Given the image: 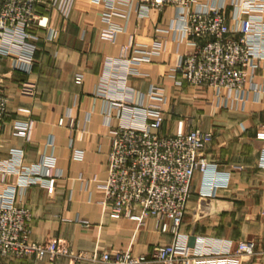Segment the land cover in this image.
Segmentation results:
<instances>
[{"label": "crops", "instance_id": "crops-1", "mask_svg": "<svg viewBox=\"0 0 264 264\" xmlns=\"http://www.w3.org/2000/svg\"><path fill=\"white\" fill-rule=\"evenodd\" d=\"M38 6L57 33L48 39L50 29L38 30L31 71H12V57L0 59L8 98V113L0 120V160L20 162L28 170H40L46 158L55 161L48 183L23 186L20 175L8 173L2 180L0 173V202L30 208L31 238L65 242L87 256L80 264H104L90 257L105 251L146 254L178 240L190 251L202 243L209 248L239 240L264 250V138L259 135L264 132V61L255 77L260 90L249 85L225 106L213 89L178 83L173 75L181 56L192 50L174 30L175 8L147 11L125 0H75L65 19L50 0ZM106 12L120 27L112 41L100 37L108 25ZM144 51L151 52L150 60L129 68L127 60ZM24 85L33 92H23ZM150 104L164 110L162 134L189 127L214 133L209 166L195 174L183 223L169 232L160 231L153 216L142 222L113 218L102 187L115 126L139 122V108ZM29 118L34 121L30 136L17 134L18 121ZM263 261L257 254L231 264ZM39 264L74 262L62 257Z\"/></svg>", "mask_w": 264, "mask_h": 264}, {"label": "built area", "instance_id": "built-area-1", "mask_svg": "<svg viewBox=\"0 0 264 264\" xmlns=\"http://www.w3.org/2000/svg\"><path fill=\"white\" fill-rule=\"evenodd\" d=\"M144 10L175 8L179 41L192 47L173 67L177 82L213 89L228 106L244 90H260L255 77L264 61V0H125ZM41 0H0V59L12 57L10 69L31 71L40 38L39 29H50L48 39L57 30L49 26V17L39 9ZM75 0H50L52 7L68 19ZM108 25L100 37L112 41L120 27ZM131 46L126 45L128 49ZM149 51L127 60V66L150 60ZM0 73V120L8 113V98ZM249 85H254L248 88ZM22 91L33 92L24 85ZM29 111L28 108H20ZM143 118L115 126L108 153L109 175L102 184L111 203V216H128L142 222L153 216L162 232L176 230L183 223L188 201L193 193V178L209 166L207 149L214 140L211 130L189 127L162 134L164 110L157 104L142 106ZM62 123V120H61ZM32 119L18 121L16 133L29 137ZM264 138V132L259 134ZM19 151V150H17ZM55 161L46 158L39 169H23L0 160L2 180L8 173L20 175L23 186L51 182ZM43 168V172L42 169ZM39 174V175H38ZM32 212L23 203L0 202V264H39L65 257L80 264L87 256L74 251L57 239L37 241L31 238ZM204 242V241H203ZM264 255L256 243L248 240L221 242L206 247L204 243L190 251L184 241L157 244L146 254L128 250L105 251L90 257L104 264H231L244 256ZM264 264V261H263Z\"/></svg>", "mask_w": 264, "mask_h": 264}]
</instances>
